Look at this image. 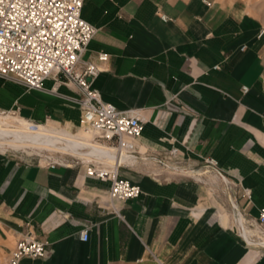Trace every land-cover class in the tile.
<instances>
[{"label":"crops","instance_id":"obj_1","mask_svg":"<svg viewBox=\"0 0 264 264\" xmlns=\"http://www.w3.org/2000/svg\"><path fill=\"white\" fill-rule=\"evenodd\" d=\"M81 14L97 28L83 58L107 54L93 87L143 119L136 157L118 167L141 193L111 202L109 181L86 173L85 147L44 150L76 158L51 166L2 146L0 257L29 232L46 256L20 264H264V17L244 0H85ZM43 88L0 77V111L93 143L78 89L53 77ZM172 147L176 169L149 158Z\"/></svg>","mask_w":264,"mask_h":264},{"label":"built area","instance_id":"obj_2","mask_svg":"<svg viewBox=\"0 0 264 264\" xmlns=\"http://www.w3.org/2000/svg\"><path fill=\"white\" fill-rule=\"evenodd\" d=\"M84 1L0 0V77L28 90L44 89V81L49 77L74 85L81 93L75 99L81 108V128L96 133V141L135 158L134 140L141 135L143 119L131 110H120L104 101L93 87L100 71L97 62H105L107 54L97 53V62L83 58L97 32V28L81 14ZM92 158L86 173L109 181L111 202H125L140 195L139 185L119 175V163L110 167L103 163L105 155ZM149 158L172 169L179 167L178 149L174 147L161 157ZM205 162L211 167L217 165L213 158H206ZM56 164L57 161L51 160V166ZM255 223L264 230V207L258 210ZM79 239H88V229L80 231ZM46 246L45 241L27 232L6 257H0V264H20L25 257L44 258Z\"/></svg>","mask_w":264,"mask_h":264},{"label":"bare ground","instance_id":"obj_3","mask_svg":"<svg viewBox=\"0 0 264 264\" xmlns=\"http://www.w3.org/2000/svg\"><path fill=\"white\" fill-rule=\"evenodd\" d=\"M13 114V116L10 115ZM16 113L9 112L5 117L14 119ZM2 117V115H0ZM2 123V122H1ZM0 123V147L8 146L14 149H32V150H45V149H60V150H78L85 147L87 152L90 153L89 159L91 161L94 156H106L103 163L110 167H115L118 163L122 164L123 159L128 156L125 151H118L112 146L99 141L93 143H83L76 141L72 138H66L56 134L53 131L43 129L41 127H18L14 125L3 126ZM84 133H90L92 131L82 128ZM82 152V151H80ZM86 152V153H87ZM84 153V152H83ZM231 206L234 209L233 218L235 223L239 226L242 233H244L246 222L243 216L236 211V206L231 202ZM242 219V221H241ZM252 226V225H250ZM249 242L253 243L255 240L249 238ZM258 244L264 246V240H260Z\"/></svg>","mask_w":264,"mask_h":264},{"label":"rangeland","instance_id":"obj_4","mask_svg":"<svg viewBox=\"0 0 264 264\" xmlns=\"http://www.w3.org/2000/svg\"><path fill=\"white\" fill-rule=\"evenodd\" d=\"M248 4V6L258 15L264 17V0H244ZM8 113H0L2 117L0 116V123L3 126L7 125H14L18 127H22L18 122H16L14 119L5 117V115ZM11 116L13 114L10 113ZM29 151L32 153H26L24 151ZM45 150H53V149H45ZM10 153L17 154V155H22L25 157L33 158V159H44V160H49V161H61V160H70L71 158L76 159L68 154H62L60 152H51V151H44L41 153V155L36 154L35 152H40L38 150H32V149H20V150H12L8 149L7 150Z\"/></svg>","mask_w":264,"mask_h":264}]
</instances>
